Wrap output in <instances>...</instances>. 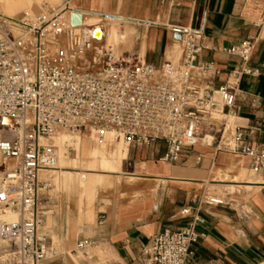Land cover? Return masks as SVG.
I'll use <instances>...</instances> for the list:
<instances>
[{"label":"built area","instance_id":"2783aa9c","mask_svg":"<svg viewBox=\"0 0 264 264\" xmlns=\"http://www.w3.org/2000/svg\"><path fill=\"white\" fill-rule=\"evenodd\" d=\"M85 20L73 26L64 16L25 15L16 21L0 15V241L9 247L0 248V264H47L57 258L53 243L39 232L40 206L52 189L40 175L58 170L53 140L59 134L88 133L99 145L110 134L129 146L162 142V160L178 163L199 144L223 142L243 78L260 74L251 66L257 39L225 50L239 64L214 89L209 79L219 72L200 60L202 30L175 29L182 36L181 59L158 68L112 49L96 52V39L81 30ZM233 151L250 158L254 174L264 171V147L255 146L241 128L234 131ZM209 202L223 205L215 197ZM11 212L16 220L7 219ZM204 223L195 215L181 231L163 229L143 248L142 264H188L200 237L197 226ZM92 246L82 240L76 249L84 253Z\"/></svg>","mask_w":264,"mask_h":264},{"label":"crops","instance_id":"0c3cea01","mask_svg":"<svg viewBox=\"0 0 264 264\" xmlns=\"http://www.w3.org/2000/svg\"><path fill=\"white\" fill-rule=\"evenodd\" d=\"M0 15L16 21L25 15L77 21V16H88L96 23L86 27L96 39V52L112 49L117 56L132 55L158 68L181 59L182 36L175 29L202 30L200 60L213 63L219 72L209 79L214 89L239 64L225 50L257 39L251 66L260 74L243 78L236 116H228L227 125L243 129L255 146L264 147V0H0ZM107 25L116 28V46L108 44L105 34H95L97 27L105 32ZM252 127L261 131L250 133ZM233 147L224 140L199 144L182 161L167 163L162 142L128 145L118 170L99 173L108 184L103 189L97 178L68 172L64 183L77 179L78 193L85 198L68 216L53 219L50 201L43 206L39 233L57 252L47 264H142L141 252L154 236L165 228L185 229L195 215L205 223L197 226L200 237L188 264H264V171L254 174L250 158ZM209 197L223 205L210 203ZM82 240L93 246L80 257L76 246Z\"/></svg>","mask_w":264,"mask_h":264},{"label":"rangeland","instance_id":"374dc122","mask_svg":"<svg viewBox=\"0 0 264 264\" xmlns=\"http://www.w3.org/2000/svg\"><path fill=\"white\" fill-rule=\"evenodd\" d=\"M64 18L66 20H69V17H67V16ZM91 19L92 18H90L88 24L85 20L84 26H86V27L95 26L96 25L95 21L93 19L92 20ZM106 23L109 24L110 22L108 21ZM110 29H112V27L107 25V27H105V32H103L100 27H97L95 29V34L97 33L96 31H99V33H101V36L99 38L103 37V34H105V37L108 40H110L108 42V44L116 46L117 41H118L117 40L118 35L116 32V28H113L112 30H110ZM81 30L87 36V34L85 33L86 28L82 27ZM16 34H19V31H17ZM96 36H97V34H96ZM63 136H64V140H67V138H69V139L72 138L70 135L65 134V133H63ZM233 144H234V133H233V136H232L231 141L229 143V146L231 147V146H233ZM89 146H93L94 148H98V149L100 148V150L103 151L102 153L98 152L93 156L96 159L101 158V156L111 157V158L112 157L120 158L121 153L123 151V148L128 149V145L122 141H116L113 134L108 135L107 142H106V144H103V145H99L96 142L94 136L92 138L91 135L88 133L83 134L82 137L80 138V141H79V146H78L79 149H77V150L74 149L75 151L73 150L70 152H68V149H67V158H66L67 160L66 159L63 160V159L59 158L60 160H58V166H56L58 170H55L53 172H44L41 175L43 177L42 179H44V175H45L44 180L49 181L52 185V189L45 194L46 195L45 197L48 198L50 201V204L48 205L47 208L52 212V219L56 218V217L68 216L69 211L74 206H79L80 204H81V206L83 205V200L85 198V196H84L85 194L84 193H78V188H76V186L79 185L78 180L77 179H76V181L71 180L67 183H64L63 179L65 176H67L68 172L73 173V175L85 174L86 176L90 175V177H92V178H95V179L97 178L98 181L96 182V184L99 186V188L103 189V188H106L108 186L107 183L103 182V178H99L98 175H99V173H110V172H112L111 170L101 169V168H90V167L85 168L82 165L81 161L85 158V150ZM65 163H67V164H65ZM47 175H50V176H47ZM78 177L79 176H77V178ZM62 183L67 185L68 187H70V189L62 188L61 187ZM82 194H83V197H82ZM87 199L89 200V198H87ZM40 208H41V206H40ZM0 248L5 249V250L9 249L7 244L2 242V241H0ZM78 255L80 257L83 256L82 253H80V252Z\"/></svg>","mask_w":264,"mask_h":264},{"label":"bare ground","instance_id":"6f19581e","mask_svg":"<svg viewBox=\"0 0 264 264\" xmlns=\"http://www.w3.org/2000/svg\"><path fill=\"white\" fill-rule=\"evenodd\" d=\"M89 20H90V18L87 16V18H86L87 24L89 23ZM69 21L70 22H77V19H75V17H73L72 19L69 17ZM96 32H97L96 33L97 36L100 37L101 36V33H99V31H96ZM85 33L86 34H90L87 30L85 31ZM233 132H234V129H231L230 127L227 128V130L225 132V135H224V143L225 144H229L230 143L231 138L233 136ZM79 141H80V138L79 137H72L70 139L67 138V140H64L63 133H61L60 135H58L57 137H55V139L53 140V143L58 147V151H57V161H56L55 166H58V160H60L59 158H61L63 160H65L67 158V145H66V143H69L70 145L72 144L73 147H74V149L77 150V149H79V147H78L79 146ZM93 146H89L85 150V158L81 161L83 167H85V168L86 167H90V168H101V169H107V170H111V171L118 170V166H120L119 163H118L119 162V158H116V157H112L111 158V157L101 156V158L96 159L93 156L96 153H98V152L102 153L103 151L100 150V148L99 149L98 148H94ZM65 164H67V163H65ZM41 175H42V173H41ZM41 175H40L41 180H44L45 179V175H44V179H42L43 177ZM47 176H50V175H47ZM46 204H47V201L46 200L41 204V210H42L43 215H45V212H44L45 210L43 209V206H45ZM17 218H18V215L16 213H13V212H11V213H9L7 215V219L10 220V221L16 220ZM42 223H43V221H42Z\"/></svg>","mask_w":264,"mask_h":264},{"label":"water","instance_id":"95a60500","mask_svg":"<svg viewBox=\"0 0 264 264\" xmlns=\"http://www.w3.org/2000/svg\"><path fill=\"white\" fill-rule=\"evenodd\" d=\"M77 17H79V20L77 22H71L73 26H81L83 24V17L82 16H77Z\"/></svg>","mask_w":264,"mask_h":264}]
</instances>
